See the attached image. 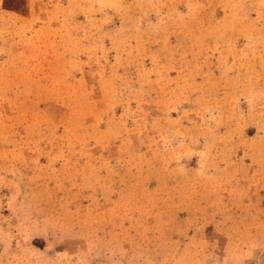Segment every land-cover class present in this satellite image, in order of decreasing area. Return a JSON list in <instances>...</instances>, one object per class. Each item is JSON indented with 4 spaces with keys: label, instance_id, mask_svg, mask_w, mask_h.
Returning <instances> with one entry per match:
<instances>
[{
    "label": "rangeland",
    "instance_id": "374dc122",
    "mask_svg": "<svg viewBox=\"0 0 264 264\" xmlns=\"http://www.w3.org/2000/svg\"><path fill=\"white\" fill-rule=\"evenodd\" d=\"M0 264H264V0H0Z\"/></svg>",
    "mask_w": 264,
    "mask_h": 264
}]
</instances>
